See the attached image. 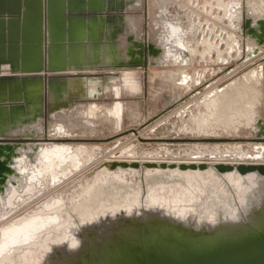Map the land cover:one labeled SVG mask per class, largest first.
I'll use <instances>...</instances> for the list:
<instances>
[{
    "label": "rangeland",
    "instance_id": "rangeland-1",
    "mask_svg": "<svg viewBox=\"0 0 264 264\" xmlns=\"http://www.w3.org/2000/svg\"><path fill=\"white\" fill-rule=\"evenodd\" d=\"M149 4L146 29L154 43L159 6L170 12L176 5L172 13L183 16L184 25L169 23L162 35L166 59L147 72L123 71L112 84L111 72H96L98 99L50 120L60 122L48 133L58 142L43 144L38 162L17 160L22 182L0 197V264H42L53 246L75 248L82 227L118 213L162 209L184 221L197 216L217 223L221 215L235 220L231 215L238 217L249 195L261 201L254 193L262 187L256 174L224 175L216 166L264 163V143L249 140L256 139L251 129L264 117V46L259 56L241 61L245 46L249 54L257 45L235 30L246 9L264 17V0ZM143 6L135 12L143 13ZM136 20V35L144 39L143 16ZM242 81H253V88ZM134 130L162 140L144 141ZM232 154L238 158L230 159ZM113 178L121 187L116 193L98 209H79L86 189Z\"/></svg>",
    "mask_w": 264,
    "mask_h": 264
},
{
    "label": "water",
    "instance_id": "water-1",
    "mask_svg": "<svg viewBox=\"0 0 264 264\" xmlns=\"http://www.w3.org/2000/svg\"><path fill=\"white\" fill-rule=\"evenodd\" d=\"M150 1L0 0V197L22 182L18 159L38 162L43 144L57 141L48 133L60 122L50 120L98 99L96 72H111L112 84L120 82L123 71L161 67L166 25L184 21L180 13L159 6L157 20H152L158 43L150 41ZM145 2L147 9L135 12ZM127 12L133 15L129 20ZM136 14L145 22L144 39L136 35ZM235 30L257 45L249 54L245 46L241 61L259 56L264 17L246 9ZM177 48L188 60L187 51ZM242 83L253 88V81ZM251 130L256 139L249 140L264 143V117ZM216 170L256 174L264 182V163L217 165ZM162 211L141 209L99 218L81 228L75 248L53 246L42 264H264V192L259 204L247 211L240 208L236 220L221 215L217 223L197 216L184 221Z\"/></svg>",
    "mask_w": 264,
    "mask_h": 264
},
{
    "label": "bare ground",
    "instance_id": "bare-ground-1",
    "mask_svg": "<svg viewBox=\"0 0 264 264\" xmlns=\"http://www.w3.org/2000/svg\"><path fill=\"white\" fill-rule=\"evenodd\" d=\"M135 131V130H134ZM136 132V133H135ZM134 132V134H136L137 136H138V138H140V139H142V140H156V141H158V140H162V139H158V138H156V139H148V138H146V137H144V138H141L142 137V132H138V131H135ZM122 134V133H121ZM131 135H133V133H131ZM120 138V137H119ZM160 138V137H159ZM51 139V138H50ZM51 140H53V139H51ZM115 141V140H114ZM112 142V141H111ZM111 142H109V143H111ZM104 143V142H103ZM52 145H53V143H51ZM145 144V143H144ZM143 144V145H144ZM148 144V143H147ZM161 144V143H160ZM196 144H198V143H196ZM44 145H48L49 146V143L47 144V143H45ZM58 145V144H57ZM62 145V144H61ZM68 145V144H67ZM82 145V144H81ZM98 145V144H97ZM109 145V144H108ZM151 145V144H150ZM149 145V146H150ZM163 145V144H162ZM166 145V144H165ZM64 146V145H63ZM61 147V146H60ZM44 150V149H43ZM46 150V149H45ZM44 152V151H43ZM43 154V153H42ZM252 163V162H251ZM201 164V163H200ZM219 164H223V163H221V162H219ZM225 164H227L226 162H225ZM244 164V163H243ZM259 164V163H258ZM216 165V164H215ZM231 165H233V164H231ZM238 165H240L239 163H238ZM248 165V164H247ZM228 173H226V174H224V175H227ZM230 174V173H229ZM231 175V174H230ZM103 180V183L101 184V183H97V182H102L101 180H99V181H97L94 185L95 186H92V187H94V188H88L89 189V191H88V189H86L85 190V194L83 195V199H78L79 201H84V203H83V206H82V204H79V203H77V204H79V205H77L78 207L77 208H79V206H82V208H79V209H82V211H85V210H88V209H98L102 204H103V202H105L108 198H110L114 193H116V191L119 189V188H121L120 187V185H119V182H118V180L117 179H115V178H113V179H109V180H107L108 182H106V181H104V179H102ZM258 180H259V182H260V185L262 186H260L261 187V190L259 189V190H257V191H255L254 193H256V192H258L259 193V196H260V198H262V195H263V192H264V182H262V181H260V179L258 178ZM113 183H115V184H113ZM100 184V185H99ZM32 187V186H31ZM32 189V188H31ZM91 189V190H90ZM30 190V189H29ZM31 192H32V190H31ZM82 197V196H81ZM245 204H244V206H243V210L244 211H247L249 208H250V206H253V205H257V204H259V200H258V196H256L255 194H251V195H249L247 198H246V200L245 201H243ZM226 212H229V210L228 209H226ZM231 215V214H230ZM235 220H236V216L235 215H231ZM34 222V221H33Z\"/></svg>",
    "mask_w": 264,
    "mask_h": 264
},
{
    "label": "crops",
    "instance_id": "crops-1",
    "mask_svg": "<svg viewBox=\"0 0 264 264\" xmlns=\"http://www.w3.org/2000/svg\"><path fill=\"white\" fill-rule=\"evenodd\" d=\"M146 9H147V6H146V2H145V6H143V11L146 10ZM174 9L176 10V5H173V6L170 7V11H171V12H172ZM175 10H174V11H175ZM181 14H182V13H181ZM136 15H137V14H136ZM131 16H133L131 12H129V13L127 12V13L125 14V17H126L128 20L131 18ZM127 19H126V20H127ZM127 24H128V23H127Z\"/></svg>",
    "mask_w": 264,
    "mask_h": 264
}]
</instances>
